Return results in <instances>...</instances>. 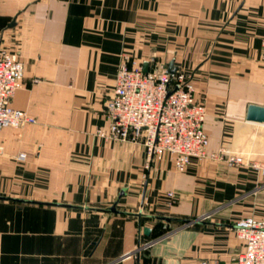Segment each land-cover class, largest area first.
Masks as SVG:
<instances>
[{
	"label": "crops",
	"instance_id": "1",
	"mask_svg": "<svg viewBox=\"0 0 264 264\" xmlns=\"http://www.w3.org/2000/svg\"><path fill=\"white\" fill-rule=\"evenodd\" d=\"M0 32L24 63L10 104L35 118L0 131V264L236 257L235 220L264 219L259 174L208 157L178 171L168 152L146 166L141 141L95 129L121 56L172 60L205 99L208 151L264 160V123L246 119L264 105V0H0Z\"/></svg>",
	"mask_w": 264,
	"mask_h": 264
},
{
	"label": "built area",
	"instance_id": "2",
	"mask_svg": "<svg viewBox=\"0 0 264 264\" xmlns=\"http://www.w3.org/2000/svg\"><path fill=\"white\" fill-rule=\"evenodd\" d=\"M264 56V37L261 39ZM24 63L20 55L2 45L0 32V131L35 122L25 110L10 104V98L23 84ZM105 124L95 133L111 140H139L146 148V166L154 157L168 152L173 166L184 171L192 158H225L230 165L243 158L225 149L208 151L209 136L205 129L206 106L195 96L189 72H171L163 61H155L147 70L138 62L121 56L115 85L104 100ZM3 146L0 142V155ZM18 152V159L25 158ZM264 171V162H252ZM171 194V192H169ZM233 229L242 241L234 259H202L200 264H264V219L247 215L235 220Z\"/></svg>",
	"mask_w": 264,
	"mask_h": 264
},
{
	"label": "water",
	"instance_id": "3",
	"mask_svg": "<svg viewBox=\"0 0 264 264\" xmlns=\"http://www.w3.org/2000/svg\"><path fill=\"white\" fill-rule=\"evenodd\" d=\"M147 68H148V62L145 61L143 63V70H147ZM168 68H169V70L171 72H174L177 69L176 65L173 64L172 60L168 63ZM246 119L247 120H251V121L264 123V105L256 104V103H249L248 106H247ZM122 191L123 190H121L120 193H122ZM56 204H59V203H56ZM64 205H69V204H64ZM109 209L112 210V211H118L115 208V203H113L109 207ZM133 214H136L137 216H141L142 212L141 211H137V212H133ZM156 217L162 218V219H165V220L173 219L172 216H168V215H157ZM183 221H184V223H189V222L193 221V219L185 218V219H183ZM143 232L144 233H149L150 232V227L144 226L143 227Z\"/></svg>",
	"mask_w": 264,
	"mask_h": 264
},
{
	"label": "rangeland",
	"instance_id": "4",
	"mask_svg": "<svg viewBox=\"0 0 264 264\" xmlns=\"http://www.w3.org/2000/svg\"><path fill=\"white\" fill-rule=\"evenodd\" d=\"M157 61H161V60H157ZM196 92V90H195ZM196 96V94H195ZM196 98L200 101H202L204 104H205V99L203 96H196ZM206 106V104H205ZM223 147H220L219 149L217 150H220L222 149ZM225 149V148H223ZM216 150V151H217ZM226 150V149H225ZM228 152H234L236 154H238L239 156H241L243 158L242 162L238 163V164H233L231 166H240V165H247L248 167H250L251 169H253L257 174H259V177H260V180L263 181L264 180V171H260L259 169L255 168L253 165H252V162H264V160H260V159H257L255 157L252 156V153L251 152H247V153H243V152H237V151H231V150H226ZM210 158V157H208ZM212 159H223L225 160V158H212ZM226 161V160H225ZM230 165V164H229ZM261 181L258 182V184L261 183Z\"/></svg>",
	"mask_w": 264,
	"mask_h": 264
}]
</instances>
